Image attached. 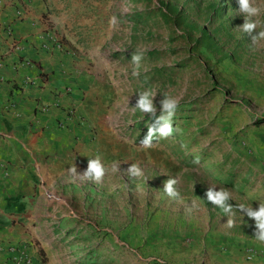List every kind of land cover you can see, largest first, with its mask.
Returning <instances> with one entry per match:
<instances>
[{"label": "rangeland", "instance_id": "1", "mask_svg": "<svg viewBox=\"0 0 264 264\" xmlns=\"http://www.w3.org/2000/svg\"><path fill=\"white\" fill-rule=\"evenodd\" d=\"M44 1L47 44L81 59L101 95L87 118L72 105L89 135L36 208L41 264H264L256 221L238 207L264 203V39L252 41L264 0H250L260 9L252 34L239 0ZM145 91L155 117L135 108ZM165 96L179 101L173 134L143 147ZM96 157L102 182L81 181ZM133 163L143 176L128 174ZM170 177L175 198L163 190ZM209 187L230 192L231 213L207 200Z\"/></svg>", "mask_w": 264, "mask_h": 264}, {"label": "crops", "instance_id": "2", "mask_svg": "<svg viewBox=\"0 0 264 264\" xmlns=\"http://www.w3.org/2000/svg\"><path fill=\"white\" fill-rule=\"evenodd\" d=\"M45 5L0 0V264H41L33 246L36 208L89 135L85 122L66 119L65 107L77 103L86 118L98 113L95 78L43 31ZM70 84L80 93H59Z\"/></svg>", "mask_w": 264, "mask_h": 264}, {"label": "clouds", "instance_id": "3", "mask_svg": "<svg viewBox=\"0 0 264 264\" xmlns=\"http://www.w3.org/2000/svg\"><path fill=\"white\" fill-rule=\"evenodd\" d=\"M240 10L242 13L246 14L245 22L243 23L241 30L245 33L252 34L258 27V21H252L251 17L259 14L260 9L254 7L250 0H239ZM110 26H115L116 18L112 17L109 20ZM264 39V31H259L256 35H252L253 43L258 40ZM142 59V53L135 51L132 55L131 61L137 67H139L140 61ZM134 75H138V72H133ZM155 95L145 91L139 94V99L135 108H138L141 112L149 114L155 117L156 107L153 103V97ZM178 99L170 96H165L161 101V115L156 118L155 125L149 126L146 137L141 141L143 147H151L152 139L155 135L159 134L160 137L167 138L173 134L174 128L172 124V118L178 108ZM158 125V127H157ZM114 171H119L118 165L113 167ZM107 169L102 163L99 157L94 159H89L87 163V169L82 173L78 174L81 181L90 180L96 183L102 182L104 176L106 175ZM72 175H77V168L73 166L69 169ZM128 174L134 177L143 176V172L138 164H131L127 170ZM178 180L175 178H169L164 182V192L169 197H178L179 193L175 189V185ZM207 200L219 206L226 213H231L233 206L228 203L230 199V192L226 189L220 188V190H215V187H209L206 192ZM239 210L246 213L248 217L255 219L256 221V233L255 237L257 240L264 242V203L259 204L257 209L245 208L243 205L238 206ZM229 227L233 226V221L229 219L227 221Z\"/></svg>", "mask_w": 264, "mask_h": 264}, {"label": "built area", "instance_id": "4", "mask_svg": "<svg viewBox=\"0 0 264 264\" xmlns=\"http://www.w3.org/2000/svg\"><path fill=\"white\" fill-rule=\"evenodd\" d=\"M3 80V77L0 76V82ZM62 93H69L72 92L71 88L69 86H65L62 88ZM42 107H44L45 105H41ZM65 116L66 119H72L75 116V109L73 106H66L65 107ZM20 259H17V261H19Z\"/></svg>", "mask_w": 264, "mask_h": 264}, {"label": "trees", "instance_id": "5", "mask_svg": "<svg viewBox=\"0 0 264 264\" xmlns=\"http://www.w3.org/2000/svg\"><path fill=\"white\" fill-rule=\"evenodd\" d=\"M171 11H173L177 16L180 14L179 9H171Z\"/></svg>", "mask_w": 264, "mask_h": 264}]
</instances>
